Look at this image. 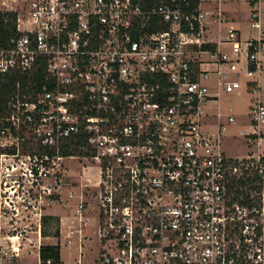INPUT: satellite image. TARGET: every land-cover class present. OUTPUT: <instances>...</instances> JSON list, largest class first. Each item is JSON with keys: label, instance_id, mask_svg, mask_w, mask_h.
<instances>
[{"label": "built area", "instance_id": "1", "mask_svg": "<svg viewBox=\"0 0 264 264\" xmlns=\"http://www.w3.org/2000/svg\"><path fill=\"white\" fill-rule=\"evenodd\" d=\"M228 1L0 0V24L15 14L12 35L0 43V75L44 66L51 83L31 101L17 99L8 119L16 130L47 128L38 143L55 149L22 153L30 164L23 181L3 182L13 198L0 195V212L16 216L15 202L27 201L39 239L42 208L33 202L52 194L39 185L42 173L52 158L80 157L60 155L58 145L82 131L80 150L90 153L82 158L99 171L91 209L99 248L88 262L81 203L79 227L66 235L78 236L74 264H264V17L261 0H248L255 33L243 37L220 9ZM242 84L253 152L239 159L222 146L224 124L235 117L222 122L208 107ZM10 155L0 153V168ZM253 174L260 193L248 184L235 196L232 178ZM13 224L9 241L21 234ZM37 248L35 264H71L61 250L58 261H43Z\"/></svg>", "mask_w": 264, "mask_h": 264}, {"label": "rangeland", "instance_id": "2", "mask_svg": "<svg viewBox=\"0 0 264 264\" xmlns=\"http://www.w3.org/2000/svg\"><path fill=\"white\" fill-rule=\"evenodd\" d=\"M15 6H17L16 3ZM204 8L209 10L211 7ZM254 8L256 7L251 6L248 0H229L222 4L220 9L225 13L232 26L238 29L243 37H246L255 33L250 28L248 18L250 11ZM259 9L264 17V0L260 1ZM245 79L246 77L243 75L237 77V80L241 83ZM261 79H264V73L261 75ZM249 104L250 96L245 92L242 84L239 90L232 93H221L219 100L208 107L209 109H218L221 112L222 122H225L224 115L230 114L235 117L234 123H225L222 131L223 150L227 155L234 158L244 159L247 154L253 152L251 150L252 144L249 141V138L253 137L249 135L253 130L250 123ZM46 130L47 128L36 132L33 129L31 132L32 137L35 138L33 141L39 142V139L44 137V131ZM0 148L13 149L11 152L4 151L7 155L13 152L18 153V156L10 155L11 160L3 163L0 168V187L2 188L0 189V195L4 198L8 196L13 198L8 191L3 193V182L13 179L14 175H18V180L23 181L24 177L19 175L23 173L26 164L29 162L28 157L26 154H22L20 143L17 142V138L14 136L0 138ZM50 160L53 162L49 163L48 168L43 167L44 171L39 185L46 193H48L47 190H50L52 194L48 198L42 195V201L39 204L33 202V205L42 208L40 238L38 239L36 232L38 219L29 212L31 206L28 209L24 208V205H28L27 201L15 202L19 208V213L16 216H14V212H9L6 208H3L0 212V264H35L37 263L38 245L40 247L58 245L62 260L74 264V259L78 255V236L74 234L71 238H66V235L69 229L79 227L75 211L81 203L85 207L84 218H89L85 226V220L83 219L81 227L84 229L82 235L87 237L84 238L86 239V260L92 262L97 255L99 243L94 234L96 221L91 209L96 201L94 184L99 180L98 167L90 158L73 157L71 159L63 158L62 160L52 158ZM10 166L14 169L12 177L4 178V175L9 173L6 169L11 171ZM21 185L27 187L26 182ZM31 191L40 192L41 190L37 185H34ZM34 196H36V193ZM16 220L17 223L13 224ZM12 224L18 228V231H21V234H18L17 239L9 241L7 237L16 234L11 230L13 228ZM69 240H72L71 243L66 245V241Z\"/></svg>", "mask_w": 264, "mask_h": 264}, {"label": "trees", "instance_id": "3", "mask_svg": "<svg viewBox=\"0 0 264 264\" xmlns=\"http://www.w3.org/2000/svg\"><path fill=\"white\" fill-rule=\"evenodd\" d=\"M158 2L159 0H149ZM6 18L5 23L0 24V43H4L6 39L12 35L14 29V13L3 14ZM50 80L46 77L44 66L37 67L33 72L27 75L9 74L0 75V137H5L8 134L14 136L20 142L21 150L23 153H30L36 155H54L55 149L46 145H41L38 142L33 141L31 130L21 128L16 130L8 119L11 116L12 110L17 99L20 101H31L35 95L41 92L43 86H50ZM80 134L72 135L69 138L62 139L58 145L59 154L62 156H90V153H86L80 150L85 145L86 136L81 132ZM9 148H0V153L4 151H12ZM264 166V158L262 159ZM250 184L249 188L252 191L260 193L262 180L261 177L253 174L251 178L240 180L236 182L235 178H232L230 188L233 194L237 196L238 186H246ZM243 193V192H242ZM243 195H246L243 193ZM60 256V249L58 245L42 246L39 249V257L45 261L49 258H53L58 261Z\"/></svg>", "mask_w": 264, "mask_h": 264}, {"label": "crops", "instance_id": "4", "mask_svg": "<svg viewBox=\"0 0 264 264\" xmlns=\"http://www.w3.org/2000/svg\"><path fill=\"white\" fill-rule=\"evenodd\" d=\"M72 196V195H71ZM60 199H61V197H60ZM62 220H63V217H62Z\"/></svg>", "mask_w": 264, "mask_h": 264}]
</instances>
